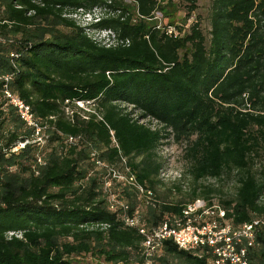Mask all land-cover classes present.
<instances>
[{
  "label": "trees",
  "instance_id": "obj_1",
  "mask_svg": "<svg viewBox=\"0 0 264 264\" xmlns=\"http://www.w3.org/2000/svg\"><path fill=\"white\" fill-rule=\"evenodd\" d=\"M181 2L182 24L158 28L156 14L164 21L181 4L0 0V264H212L210 251L172 240L147 256L140 233L185 224L197 199L217 206L206 220L220 226L258 221L240 246L248 264H264V0H211L209 40L200 18L187 25L199 0ZM99 7L106 17L90 28L108 31L109 46L64 17ZM78 104L101 117L83 118ZM167 141L187 161L185 194L183 181L159 192ZM232 177L233 193L201 184Z\"/></svg>",
  "mask_w": 264,
  "mask_h": 264
},
{
  "label": "built area",
  "instance_id": "obj_2",
  "mask_svg": "<svg viewBox=\"0 0 264 264\" xmlns=\"http://www.w3.org/2000/svg\"><path fill=\"white\" fill-rule=\"evenodd\" d=\"M80 13H83L82 10H80ZM85 15H93V11L92 14ZM156 19H161L159 13L156 14ZM100 20H96V23ZM159 27H161V25H159L158 28ZM83 28L86 30L89 37H91L89 31L93 33L96 31L98 33L100 32L96 29L91 30L90 27ZM168 34L174 35L175 32L173 29L169 28ZM91 38L96 42H100L93 37ZM6 97L9 98L10 103L18 109L21 119L25 121L28 126L37 128V124L33 119L29 107L12 97L8 92H6ZM37 130L39 131L38 128ZM70 142H72V139H70ZM23 146L24 145H21L18 148H22ZM18 148L14 149V151H17ZM114 177L119 181L126 180L124 176ZM127 181L133 184L141 193H146L148 196L151 195L150 192H145L141 186H138L133 177L127 178ZM111 201L112 203L115 202L114 197H112ZM216 209L217 206L215 204H213V206H208L207 202L203 199H197L188 204L183 212L185 224H182L181 221H176V227H170L168 223H164L148 235L141 229L140 233L146 235V241L144 243L146 255L151 256L158 249L162 241L172 240L179 249L184 251H210L214 257L212 264H248L246 250L240 246L241 240L245 238L249 242H252L259 222L255 221L250 224H245L241 229L234 231L229 226H220L217 220H206L208 216L215 215ZM217 212L220 218L224 216L222 210H218ZM125 223L129 227H133L138 225V220L125 219Z\"/></svg>",
  "mask_w": 264,
  "mask_h": 264
},
{
  "label": "rangeland",
  "instance_id": "obj_3",
  "mask_svg": "<svg viewBox=\"0 0 264 264\" xmlns=\"http://www.w3.org/2000/svg\"><path fill=\"white\" fill-rule=\"evenodd\" d=\"M176 3L181 4L179 8V11L173 12V15L168 16L166 20L163 21V19L158 20L159 25H163L165 22H174L175 24H182L183 18L185 15V11L183 9V4L181 0H174ZM210 6H211V0H199L198 2V9L196 10L195 14L191 17L190 21L187 25L194 22L198 18H200V24L201 29L207 39L209 40V31H210ZM181 9V10H180ZM64 17L73 19L78 25L81 27L89 28L92 25L96 23V20H100L104 17H106L104 13V9L94 8L93 9V15H85L84 13H80V11L76 14H65ZM93 30V29H91ZM89 34L91 37L96 39L97 41L102 42L105 45H111L113 43L111 34L107 32H95L89 31ZM78 108L82 110L80 113L83 118H86L84 113H92L96 114L98 117H101V115L96 111V108L93 105H85V104H78ZM70 115V112H69ZM146 122V121H144ZM153 128H158L159 126L153 122L152 124ZM43 135L45 137H43ZM36 142H39V144L43 147L46 144V134H41L40 136H37ZM167 145H163L160 150L158 151L159 156L161 160L163 161V170L161 173V178L163 179L164 185L163 188L159 189V192H165L167 189H170V186H172V183L176 184L177 182L183 181L185 190L184 194L189 190V186L191 187V180L188 176L187 172V161L184 159L182 155V150L179 146L171 145L170 141H167ZM140 160V158L138 159ZM264 160V158H263ZM235 178L232 177L231 181H217V180H206L202 182L201 184L204 185H214L215 187L221 188L224 192H234L235 188ZM216 198V197H215ZM217 199V198H216ZM216 203L217 201L214 200ZM74 264H104L103 262H98L95 259L91 261H86L83 259L75 260Z\"/></svg>",
  "mask_w": 264,
  "mask_h": 264
}]
</instances>
